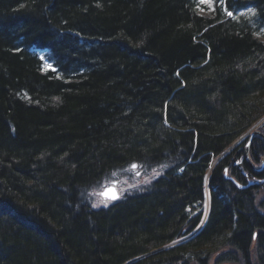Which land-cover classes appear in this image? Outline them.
I'll return each instance as SVG.
<instances>
[{
    "label": "trees",
    "instance_id": "trees-1",
    "mask_svg": "<svg viewBox=\"0 0 264 264\" xmlns=\"http://www.w3.org/2000/svg\"><path fill=\"white\" fill-rule=\"evenodd\" d=\"M262 119L264 0H0V264H264Z\"/></svg>",
    "mask_w": 264,
    "mask_h": 264
},
{
    "label": "rangeland",
    "instance_id": "rangeland-1",
    "mask_svg": "<svg viewBox=\"0 0 264 264\" xmlns=\"http://www.w3.org/2000/svg\"><path fill=\"white\" fill-rule=\"evenodd\" d=\"M204 4H207L211 7L213 5V0H211V3H204ZM240 15L246 16L252 21H254L255 20L254 18L256 17L255 11L253 9L241 11ZM45 63H46L45 69H55L53 66L50 65L48 61H46ZM258 123H260V121ZM258 123H256L254 126H256ZM241 139L242 137L237 142H235L233 147L237 145V143H239ZM128 174H130V170H126L125 172L122 173L121 172L115 173L113 174V178L109 179V181L103 183L101 186L91 191L89 195L95 207L105 206L111 203L108 200L103 199V197L101 196V192L104 190L105 187L111 185L113 182H117L116 187L122 197L126 192L131 191L134 188L146 186L151 181L152 179L151 177L153 176L152 171L145 172V174L143 175L140 174L137 178H131L130 176H128ZM201 227L202 226H200L199 229Z\"/></svg>",
    "mask_w": 264,
    "mask_h": 264
},
{
    "label": "flooded vegetation",
    "instance_id": "flooded-vegetation-1",
    "mask_svg": "<svg viewBox=\"0 0 264 264\" xmlns=\"http://www.w3.org/2000/svg\"><path fill=\"white\" fill-rule=\"evenodd\" d=\"M263 156L260 158L259 162L256 164L257 167L260 166L261 160ZM245 158H246V154H245ZM247 160V158H246ZM248 161V160H247ZM243 160H240L239 162H237L236 164H238L240 166V169L242 170V173L246 175L247 180L245 182V184H239L237 183V186L239 187L241 186H248L242 189H256L258 191H260V196L262 197V200H264V169L262 171H256V174H249L247 173V171L243 170V166H242ZM249 163V161H248ZM251 164V163H249ZM240 188V187H239Z\"/></svg>",
    "mask_w": 264,
    "mask_h": 264
},
{
    "label": "water",
    "instance_id": "water-1",
    "mask_svg": "<svg viewBox=\"0 0 264 264\" xmlns=\"http://www.w3.org/2000/svg\"><path fill=\"white\" fill-rule=\"evenodd\" d=\"M256 136H261V137L264 139V134H263L260 130H255V129L252 130V132H251V134H250V137H249V140L247 141V143H246V145H245V151H246L245 154H246V158H247V160H249V161H250V158H249V150H250L251 144H252V142H253V139H254ZM133 165H137V163H134ZM133 165H132V168H133ZM252 166H253V165H252ZM136 168H137V167H136ZM136 168H133V169L136 170ZM253 168H254V167H253ZM263 169H264V161H263L262 167H261L260 169H256V170H257V171H261V170H263ZM116 185H117V182H113V184H112L111 186L105 188V190L111 188V189H115V190L118 192ZM240 187H241V188H245V186H244V187H243V186H240ZM246 187H248V186H246ZM105 190H104L102 193H104ZM118 193H119V192H118ZM102 196H103V195H102ZM103 197L105 198V196H103ZM119 197H120V194H119ZM107 199H109V200H111V201L117 200V199H110V198H107Z\"/></svg>",
    "mask_w": 264,
    "mask_h": 264
},
{
    "label": "snow or ice",
    "instance_id": "snow-or-ice-1",
    "mask_svg": "<svg viewBox=\"0 0 264 264\" xmlns=\"http://www.w3.org/2000/svg\"><path fill=\"white\" fill-rule=\"evenodd\" d=\"M202 3H211V0H201ZM228 15L231 16L233 13L231 11L228 12ZM138 167V165H133V168ZM105 198H110V199H118L119 198V193L115 189H106L104 193H102Z\"/></svg>",
    "mask_w": 264,
    "mask_h": 264
}]
</instances>
